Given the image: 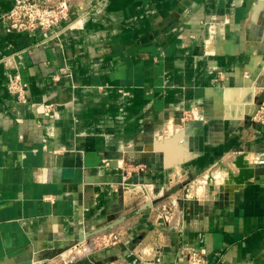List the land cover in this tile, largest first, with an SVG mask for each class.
I'll return each instance as SVG.
<instances>
[{
    "label": "crops",
    "instance_id": "obj_1",
    "mask_svg": "<svg viewBox=\"0 0 264 264\" xmlns=\"http://www.w3.org/2000/svg\"><path fill=\"white\" fill-rule=\"evenodd\" d=\"M72 21L29 34L0 20V264H62L116 233L96 264H173L180 248L264 264V0H84ZM16 73L28 103L7 90ZM188 178L225 191L171 193L161 221L154 204ZM142 187L155 197L132 202Z\"/></svg>",
    "mask_w": 264,
    "mask_h": 264
},
{
    "label": "built area",
    "instance_id": "obj_2",
    "mask_svg": "<svg viewBox=\"0 0 264 264\" xmlns=\"http://www.w3.org/2000/svg\"><path fill=\"white\" fill-rule=\"evenodd\" d=\"M83 1L15 0L13 8L0 16V20L5 24L8 32L16 33H45L62 26L70 28L73 25L72 14L76 9L81 8ZM7 62L9 61L7 60ZM55 80L59 79L55 78ZM6 87L9 93L19 102L24 104L30 102L28 83L24 82L20 73H16L8 81ZM56 109L54 104H46L44 106V113L47 117L54 118L57 113ZM190 116L198 119V113L195 110L190 113ZM255 120L264 124V107L257 112ZM259 164H264V160L259 161ZM163 197L164 195L160 196V198ZM162 207L165 210L167 208L166 205L163 206L162 204L155 206L158 212L162 211ZM179 221L172 225L177 227ZM110 236L114 239L113 245L117 244V241L119 242L120 238L117 233ZM157 262L162 264V253L158 254ZM173 264H212V261L208 251L204 248H180Z\"/></svg>",
    "mask_w": 264,
    "mask_h": 264
},
{
    "label": "rangeland",
    "instance_id": "obj_3",
    "mask_svg": "<svg viewBox=\"0 0 264 264\" xmlns=\"http://www.w3.org/2000/svg\"><path fill=\"white\" fill-rule=\"evenodd\" d=\"M171 125H173V124H169L167 129L170 132H173ZM167 129L165 130V132H168ZM199 181L197 183H195V182H193V180L191 178H188V180L186 181V184H181L178 187V190L176 192L171 190L169 195L164 196V201H162L160 203H164V206L166 205L167 208L165 210L162 207V211L161 212L157 211L158 214H162L161 216H163L162 217L163 219H161V221L164 220L165 215H168L167 211L170 208V205L172 203V201L169 198L171 193H176V194L178 193L179 194L178 196L181 198V200H185L186 202H187V200H190V201L192 200V202L194 203L195 202L194 199H196V200H200L202 202H206L207 203L208 201H210V198H212V196L210 197L208 194H206V192H209L211 190L212 193H213V190L221 189V187H223V185H224L225 179L219 178V179L216 180L215 184L214 183L213 184H203L201 186L198 185ZM183 187H186L188 189V192H186V193L183 192L182 193L181 190L183 189ZM129 188H130V191H131L133 186L129 185ZM221 190L223 191L224 189H221ZM151 192H152V188L151 187H146V188L142 187L141 189L133 191V193H132V198H133L132 202L136 201L137 198L141 199V200H143L145 198L149 199L150 196L153 198L154 195H152ZM145 193H147V195H145ZM149 193L151 195L148 196ZM138 194H141V195H138ZM215 194H217V193H215ZM195 203H197V201ZM156 205L157 204H154V208H155ZM147 217L150 218V214L147 215ZM110 235L111 234H107V235H104L103 237H98L97 239L95 238V239H92V240L91 239L87 240L86 238H84L81 241H78L76 244H74L72 246L73 248H72V250L70 252L66 253L65 256L63 255L62 258H64V262H62V264L67 262L68 260H71V259L67 258L70 253H74L75 254V257L72 259V261L77 262L78 264H80V263L81 264H86V262H88V260H91L92 264H96L97 260H98V258H97L98 257L97 256L98 252H100V251H102L104 249H107V248L110 249V248L113 247L112 243H113L114 239ZM117 243H118V241H117ZM79 250H80V252L77 253L76 251H79ZM56 264H60V263H56Z\"/></svg>",
    "mask_w": 264,
    "mask_h": 264
},
{
    "label": "bare ground",
    "instance_id": "obj_4",
    "mask_svg": "<svg viewBox=\"0 0 264 264\" xmlns=\"http://www.w3.org/2000/svg\"><path fill=\"white\" fill-rule=\"evenodd\" d=\"M163 140H164V138H163ZM182 140H184V139H182ZM167 141H172V138L171 139H169V140H167ZM160 144H162V143H160ZM234 163H236V165L237 166H242L241 165V161H240V157L236 160V161H234ZM228 165V164H227ZM227 165L226 164H222V165H220V167H218V169H219V171H218V173H217V176L218 175H220V173L222 174V173H224V172H227L228 173V176H230L231 174L233 175V172L230 170V168H228L227 167ZM242 170V169H241ZM240 170V172H239V177L238 178H232L231 180H230V182L232 181H238L240 178H241V176H242V171L244 170H242L241 171ZM215 176L212 174L211 175V179L212 178H214ZM233 177V176H232ZM226 184V183H225ZM228 187V186H227ZM146 188V187H145ZM148 189V188H147ZM151 190V189H150ZM148 191V190H147ZM213 202V201H212ZM209 204V203H208ZM82 251V250H81ZM85 251V250H84ZM77 253H79L80 252V250L79 251H76ZM86 252V251H85ZM81 255V254H80ZM75 257V254L74 253H70L69 254V256L67 257L68 259H73Z\"/></svg>",
    "mask_w": 264,
    "mask_h": 264
},
{
    "label": "water",
    "instance_id": "obj_5",
    "mask_svg": "<svg viewBox=\"0 0 264 264\" xmlns=\"http://www.w3.org/2000/svg\"><path fill=\"white\" fill-rule=\"evenodd\" d=\"M176 138H182V134H177L176 136L172 137V141L175 140ZM172 141H167L166 140V144L165 145H169V143H171ZM163 147V144H156V150H160L161 148ZM153 206V203L152 202H148V204L146 206H143V210L146 209L147 207H152ZM117 223H114V224H111V225H108V226H105V227H102L92 233L89 234V236L87 238H90L92 236H95V235H98L106 230H108L109 228L115 226ZM38 261V260H37ZM29 264V263H27Z\"/></svg>",
    "mask_w": 264,
    "mask_h": 264
}]
</instances>
